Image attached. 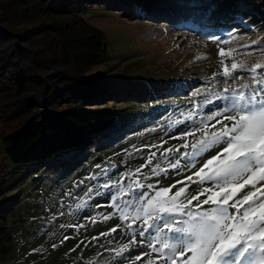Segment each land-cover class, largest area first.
Segmentation results:
<instances>
[{
    "label": "rangeland",
    "instance_id": "obj_1",
    "mask_svg": "<svg viewBox=\"0 0 264 264\" xmlns=\"http://www.w3.org/2000/svg\"><path fill=\"white\" fill-rule=\"evenodd\" d=\"M78 8L83 20L106 39L107 59L89 73L100 75L104 85L117 92L113 102L116 125L90 148L55 156L41 165L20 166L6 158L2 139L22 120L6 105L5 95L0 96V223L12 245L0 264H147L149 259L166 264L148 247L152 230L141 237L143 221L122 220L120 210L134 212L155 189L175 185L171 195L188 185L190 199L201 188L212 187V182L200 185L186 177L223 145L204 152L190 166L191 157L182 155L186 150L181 145L186 141L179 137L200 128L201 122L210 131L222 126L218 120L231 126L233 121L224 116L232 112L208 119L223 112L228 101L219 94L230 95L224 93L226 88L236 90L247 84L248 93L264 87L254 83L252 73L245 70L230 77L222 74L225 65L231 70L233 63L246 68L264 63V12L257 15L253 8L250 20L249 15H241L227 32L209 36L195 28L143 20L140 13H126L115 0L80 3ZM220 49L225 50L223 57ZM230 49L232 55L227 54ZM262 78L264 68L257 73V79ZM201 135L197 131L187 142ZM166 149L172 151L164 155ZM151 153L156 155L151 157ZM177 161L179 167L171 168ZM134 181L145 187L136 188ZM253 190L248 186L235 198ZM205 198L200 196L201 201ZM210 207L204 205L202 210ZM151 242L159 247L157 241ZM125 245L127 249L117 255ZM137 256L141 259L136 260Z\"/></svg>",
    "mask_w": 264,
    "mask_h": 264
},
{
    "label": "trees",
    "instance_id": "obj_2",
    "mask_svg": "<svg viewBox=\"0 0 264 264\" xmlns=\"http://www.w3.org/2000/svg\"><path fill=\"white\" fill-rule=\"evenodd\" d=\"M104 1L0 0V96L22 120L2 139L6 158L14 164L41 165L90 148L116 125L117 92L89 73L106 61V39L78 8ZM195 1L115 0L143 20L209 36L227 32L253 8L257 15L264 12V0ZM11 249V236L0 223V259Z\"/></svg>",
    "mask_w": 264,
    "mask_h": 264
},
{
    "label": "snow or ice",
    "instance_id": "obj_3",
    "mask_svg": "<svg viewBox=\"0 0 264 264\" xmlns=\"http://www.w3.org/2000/svg\"><path fill=\"white\" fill-rule=\"evenodd\" d=\"M225 54L224 49L219 50L220 56ZM227 54L232 55L233 50H228ZM261 68H264V63L259 61L250 68L233 63L231 70L225 65L222 74L230 77L235 71L245 70L252 73L254 83L264 85V78L257 79ZM248 88L250 85L247 84L236 90L226 88L224 93L230 95L219 94L228 101L223 112H215L208 118L232 112L234 114L224 116V120L233 121L231 126L218 120L217 123L222 126L210 131L208 124L201 122L200 128L179 137L186 141L181 145L186 150L182 155L191 157L190 166H194L195 159L204 152L216 145H223L192 176L186 177V180L200 185L206 181L212 182V187L201 188L190 199L186 196L188 185L171 195V188L175 185L155 189V194L134 212L120 210L122 220L130 219L133 224L138 220L143 221L139 232L141 237L152 230L154 235H151L148 247L166 264H177V260L180 264H264V96H260L264 87L246 93L245 89ZM212 127L215 128V125ZM197 131L202 135L189 144L187 137L195 136ZM171 151L166 149L163 154ZM176 151L179 152V149ZM155 155L151 153V157ZM170 167L178 168L179 161ZM153 173L158 174L156 169H153ZM193 176L196 180H193ZM134 184L136 188L145 187L139 181H134ZM248 186L254 190L236 199L238 193ZM147 187L154 188L153 185ZM201 195H206L202 201ZM140 199L144 200L143 194ZM193 201L198 203L193 206ZM204 205L211 207L202 210ZM113 207L118 208L119 205L113 204ZM131 227L132 224H129L130 230ZM151 241H157L159 247ZM135 242L133 239L132 243ZM127 247L123 246L117 255H122ZM135 259L140 260L141 257ZM147 264H155V261L149 259Z\"/></svg>",
    "mask_w": 264,
    "mask_h": 264
},
{
    "label": "bare ground",
    "instance_id": "obj_4",
    "mask_svg": "<svg viewBox=\"0 0 264 264\" xmlns=\"http://www.w3.org/2000/svg\"><path fill=\"white\" fill-rule=\"evenodd\" d=\"M164 25V24H163ZM163 25H160L161 27H163ZM160 30V29H159Z\"/></svg>",
    "mask_w": 264,
    "mask_h": 264
}]
</instances>
